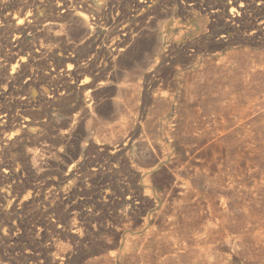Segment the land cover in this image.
Wrapping results in <instances>:
<instances>
[{
	"label": "rangeland",
	"instance_id": "1",
	"mask_svg": "<svg viewBox=\"0 0 264 264\" xmlns=\"http://www.w3.org/2000/svg\"><path fill=\"white\" fill-rule=\"evenodd\" d=\"M258 4L0 0V264H93L114 230L173 207L213 211L247 249L234 263H264Z\"/></svg>",
	"mask_w": 264,
	"mask_h": 264
},
{
	"label": "bare ground",
	"instance_id": "2",
	"mask_svg": "<svg viewBox=\"0 0 264 264\" xmlns=\"http://www.w3.org/2000/svg\"><path fill=\"white\" fill-rule=\"evenodd\" d=\"M35 1V0H34ZM245 1V0H244ZM260 5L264 0H253ZM57 2V1H56ZM77 2V1H76ZM59 6L60 3L58 2ZM64 4V3H63ZM105 4V3H104ZM103 4V5H104ZM258 4V5H259ZM87 5V4H86ZM85 5V6H86ZM62 6V4H61ZM45 7V6H44ZM248 7V6H247ZM236 8V7H235ZM234 8V9H235ZM242 9H238L237 12ZM37 11V10H36ZM125 12V11H124ZM110 13V12H109ZM134 13V12H133ZM111 14V13H110ZM69 15V14H68ZM87 15V14H86ZM98 15V14H97ZM152 15V14H151ZM108 17V16H107ZM20 19V16L17 17ZM80 18V19H79ZM149 18V16H148ZM78 27L84 31L90 29V23L84 16L78 17ZM31 20V19H30ZM60 20V19H59ZM66 21V20H65ZM135 23V22H134ZM142 23V22H141ZM263 23V22H262ZM106 24V23H105ZM131 24V23H130ZM127 25V24H126ZM148 27V26H147ZM233 28V27H232ZM57 29V28H56ZM138 29V28H137ZM134 30V29H133ZM38 31V30H37ZM143 31V30H142ZM14 34V33H13ZM251 34V33H250ZM253 34V33H252ZM119 35V34H118ZM136 36V35H135ZM138 37V36H137ZM64 38V37H63ZM77 38V37H76ZM58 39V38H57ZM135 39V38H134ZM151 39V38H150ZM48 40V39H47ZM82 40V39H81ZM126 41V40H125ZM124 42V41H123ZM44 43V42H43ZM127 43V42H126ZM156 43V42H155ZM71 44V43H70ZM115 45V44H114ZM121 45V44H120ZM29 47V46H28ZM119 48V47H118ZM25 49V48H24ZM142 50V49H141ZM12 52V51H11ZM66 53V52H64ZM121 56V55H120ZM36 57V56H35ZM229 58V57H228ZM120 59V58H119ZM130 60V59H129ZM128 61V60H127ZM229 61V60H228ZM259 62V61H258ZM7 63V62H6ZM119 63V62H118ZM124 66V65H123ZM61 67V66H60ZM68 69V68H67ZM124 69V68H123ZM66 71V70H65ZM95 71V70H94ZM114 71V70H113ZM228 72V71H227ZM104 73V72H103ZM134 73V72H133ZM92 75V74H91ZM37 76V75H36ZM67 77V76H66ZM3 78V77H2ZM36 79V78H35ZM3 80V79H2ZM27 80V79H26ZM41 80V79H40ZM131 80V79H130ZM125 81V79H124ZM83 82V81H82ZM26 84V83H25ZM55 84V83H54ZM77 84V83H76ZM3 85V84H2ZM48 85V84H47ZM59 85V84H58ZM34 86V85H33ZM49 86V85H48ZM66 86V85H65ZM85 86V85H84ZM127 86V85H126ZM32 89V88H31ZM12 90V88H11ZM81 90V89H80ZM88 90V89H87ZM148 90V89H147ZM52 91V90H51ZM54 91V90H53ZM246 92V91H244ZM19 93V92H18ZM56 93V92H55ZM225 93V92H224ZM84 94V93H83ZM106 94V93H105ZM57 95V94H56ZM59 95V94H58ZM257 95V94H256ZM17 96V95H16ZM23 96V95H22ZM253 96V95H252ZM55 97V96H54ZM93 97V96H90ZM48 98V97H47ZM50 98V97H49ZM243 98V97H242ZM129 99V98H128ZM52 100V99H51ZM121 100V99H120ZM49 101V100H48ZM81 101V100H80ZM90 101V100H89ZM245 101V100H244ZM19 102V101H18ZM85 102V100H84ZM223 102V101H222ZM26 103V102H25ZM32 103V102H31ZM47 103V102H46ZM55 103V102H54ZM58 103V102H57ZM112 103V102H111ZM126 103V102H125ZM128 104V103H127ZM252 104V103H251ZM259 104V103H258ZM260 105V104H259ZM4 106V105H3ZM118 106V104H117ZM5 107V106H4ZM89 107V106H88ZM132 107V106H131ZM261 107V106H260ZM120 108V107H119ZM118 108V109H119ZM129 108V107H128ZM136 108V107H135ZM237 108V107H236ZM28 109V108H27ZM79 109V108H78ZM117 109V110H118ZM132 109V108H131ZM261 109V108H260ZM264 109V108H263ZM4 110V109H3ZM29 110V109H28ZM92 110V109H91ZM254 111V110H253ZM6 112V111H5ZM132 112V111H131ZM255 112V111H254ZM10 113V112H9ZM90 113V111H89ZM141 114V113H140ZM262 114V113H261ZM251 115V114H250ZM13 116V115H12ZM90 117V116H89ZM216 117V116H215ZM10 119V118H9ZM228 119V118H227ZM45 120V119H44ZM87 120V119H86ZM221 120V119H220ZM217 121V120H216ZM218 122V121H217ZM221 122V121H220ZM239 122V121H238ZM242 122V121H241ZM82 123V122H81ZM130 125V124H129ZM22 126V125H21ZM203 126V125H202ZM218 126V125H217ZM90 130V129H89ZM94 130V129H93ZM195 130V129H194ZM238 130V129H237ZM123 131V130H122ZM219 131V130H218ZM204 132V131H203ZM87 133V132H86ZM99 133V132H98ZM121 133V132H120ZM146 133V132H145ZM184 133V132H183ZM211 133V132H210ZM223 133V132H222ZM9 134V133H8ZM191 134V133H190ZM217 134V133H216ZM6 135V134H5ZM179 135V134H178ZM67 136V135H66ZM86 136V135H85ZM70 137V136H69ZM75 137V136H74ZM42 138V137H41ZM96 138V137H95ZM256 138V137H255ZM69 139V138H68ZM101 139V138H100ZM49 140V139H48ZM69 141V140H68ZM209 142V141H208ZM150 144V143H149ZM211 145V144H210ZM254 145V144H253ZM75 149V148H74ZM126 149V148H125ZM58 150V149H57ZM75 151V150H74ZM239 151V150H238ZM243 151V150H242ZM216 152V150H215ZM231 152V151H230ZM253 152V151H252ZM255 152V151H254ZM93 153V152H92ZM241 153V152H240ZM89 154V153H88ZM156 154V153H155ZM204 154V153H203ZM43 155V154H42ZM207 155V154H206ZM110 156V155H109ZM114 156V155H113ZM145 156V155H144ZM255 156V155H254ZM116 157V156H115ZM234 157V156H233ZM32 158V157H31ZM53 158V157H52ZM58 158V157H57ZM62 158V157H61ZM179 158V157H178ZM209 158V157H208ZM179 160V159H178ZM51 161V160H50ZM126 161V160H125ZM25 162V161H24ZM231 162V161H230ZM234 162V161H233ZM238 162V161H237ZM49 163V162H48ZM53 163V162H52ZM86 164V163H85ZM103 164V163H102ZM179 164V162H178ZM177 164V165H178ZM205 164V163H204ZM235 164V163H234ZM241 164V163H240ZM239 164V165H240ZM245 164V163H244ZM187 165V164H186ZM206 165V164H205ZM228 165V164H227ZM28 166V165H27ZM85 166V165H84ZM51 167V166H50ZM229 167V166H228ZM244 167V166H243ZM23 168V167H22ZM122 168V167H120ZM203 168V167H202ZM225 168V167H224ZM232 168V167H231ZM238 168V167H237ZM108 169V168H107ZM26 170V169H25ZM216 170V169H215ZM229 170V169H228ZM245 170V169H244ZM81 171V170H80ZM87 171V170H86ZM103 171V170H102ZM195 171V170H194ZM12 172V171H11ZM90 172V171H89ZM98 172V171H97ZM29 173V172H28ZM238 173V172H237ZM94 174V173H92ZM167 174V173H166ZM204 174V173H203ZM115 175V174H114ZM172 175V174H171ZM246 175V174H245ZM264 175V174H263ZM101 176V175H100ZM231 176V175H230ZM39 177V176H38ZM207 177V176H206ZM229 177V176H228ZM234 177V176H233ZM80 178V177H79ZM82 178V177H81ZM146 178V177H145ZM235 178V177H234ZM100 179V178H99ZM188 179V178H187ZM191 180V178H189ZM236 179V178H235ZM186 180L185 190H190L191 182ZM231 180V179H230ZM238 180V179H237ZM249 180V179H248ZM144 181V180H143ZM89 182V181H87ZM121 182V181H120ZM210 182V181H209ZM130 183V182H129ZM194 183V182H192ZM216 183V182H215ZM231 183V182H230ZM235 183V182H234ZM41 184V183H40ZM85 184V183H84ZM90 184V183H89ZM126 184V183H125ZM145 184V183H144ZM203 184V183H202ZM227 184V183H226ZM254 184V183H253ZM49 185V184H48ZM193 185L196 186L194 183ZM204 185V184H203ZM232 185V183H231ZM263 185V184H262ZM229 186V185H228ZM235 186V185H234ZM244 186V185H243ZM183 187V186H182ZM193 187V186H192ZM231 187V186H229ZM84 188V187H83ZM134 188V187H133ZM183 188V190H184ZM195 188V187H194ZM257 188V187H256ZM37 189V188H36ZM129 189V188H128ZM192 189V188H191ZM228 189V188H227ZM235 187L233 188V190ZM137 190V189H136ZM192 191V190H191ZM189 191V192H191ZM213 191V190H212ZM237 191V190H236ZM83 192V191H82ZM185 192V191H184ZM203 192V190H202ZM224 192V191H223ZM261 192V191H260ZM192 193V192H191ZM255 193V192H254ZM177 194V193H176ZM187 194V193H186ZM238 194V193H237ZM120 195V193H119ZM131 195V194H130ZM169 195V194H168ZM228 195V194H227ZM236 195V194H235ZM10 196V195H9ZM65 196V195H64ZM141 196V195H140ZM220 196V195H219ZM218 196V197H219ZM237 196V195H236ZM108 197V196H107ZM233 197V196H232ZM41 198V197H40ZM123 198V197H122ZM229 198V197H228ZM8 199V198H7ZM118 199V198H117ZM223 199V197H222ZM219 199L221 205L228 202ZM79 200V199H78ZM107 201V200H106ZM128 201V200H127ZM165 201V200H164ZM229 201V200H228ZM129 202V201H128ZM127 202V203H128ZM180 202V201H179ZM208 202V201H207ZM214 202V201H213ZM155 203H157L155 201ZM226 203V204H225ZM105 204V203H104ZM130 204V203H129ZM214 204V203H213ZM11 205V204H10ZM96 205V204H95ZM117 205V204H116ZM115 205V206H116ZM208 205V204H207ZM230 205V204H229ZM129 206V205H128ZM154 206V205H153ZM180 206V205H179ZM211 205H209L210 207ZM213 206V205H212ZM258 206V205H257ZM59 207V206H58ZM133 206H131L132 208ZM146 207V206H145ZM170 207V206H169ZM228 207V205H226ZM82 209V208H81ZM137 209V208H136ZM223 209V206L222 208ZM228 209V208H226ZM235 209V208H234ZM111 210V209H110ZM207 210V209H206ZM225 210V209H224ZM262 210V209H261ZM44 211V210H43ZM47 211V210H46ZM177 207L171 209L158 210L154 217L159 219L158 225L154 223L145 225L140 229H135V235L130 236L129 226L123 225L121 233L126 234L117 237L120 230H114L106 237L104 245L91 263L95 264H235L234 258L236 250L241 246V240L235 235L219 231L220 225L217 222L213 211L182 212ZM215 211V210H214ZM229 211V210H228ZM96 212V211H95ZM115 212V211H114ZM113 212V213H114ZM155 212V211H154ZM87 213V212H86ZM225 214V212H223ZM264 213V211H263ZM218 214V213H217ZM223 214V215H224ZM229 214V212H228ZM46 215V214H45ZM49 215V214H48ZM150 215V214H149ZM216 216V217H215ZM228 216V215H227ZM107 217V216H106ZM116 217V216H115ZM125 217V216H124ZM224 217V216H223ZM231 217V216H229ZM228 217V218H229ZM13 218V217H12ZM98 218V217H97ZM126 218V217H125ZM258 218V217H257ZM106 219V218H105ZM93 220V219H92ZM134 220V219H133ZM255 220V219H254ZM85 221V220H84ZM222 221V220H220ZM144 222V221H143ZM158 222V221H157ZM229 222V221H227ZM60 223V222H59ZM109 223V222H108ZM135 223V222H134ZM226 223V222H225ZM259 223V222H258ZM157 224V223H156ZM219 227H218V225ZM223 225V224H222ZM226 225V224H225ZM49 226V225H48ZM119 226V228L121 227ZM229 226V225H228ZM232 226V225H231ZM50 227V226H49ZM118 227V226H117ZM226 227V226H225ZM41 228V227H40ZM39 228V229H40ZM43 228V227H42ZM41 228V229H42ZM48 228V227H47ZM135 228V227H134ZM133 228V229H134ZM221 228V227H220ZM234 228V227H233ZM238 228V227H237ZM67 229V228H66ZM106 229V228H105ZM108 229V228H107ZM113 229V228H112ZM227 229V228H226ZM250 229V228H249ZM9 230V229H8ZM48 230V229H47ZM46 230V232H47ZM50 230V229H49ZM72 230V229H71ZM75 230V229H74ZM224 230V229H223ZM229 230V229H228ZM231 230V229H230ZM236 230V228H235ZM239 230V229H238ZM11 231V230H10ZM54 237L62 234V228H52ZM234 231V230H233ZM237 231V230H236ZM235 231V232H236ZM246 231V230H245ZM254 231V230H253ZM40 232V231H39ZM51 233V232H50ZM78 241H81L82 230L77 228L74 232ZM240 233V231H239ZM238 233V234H239ZM65 234V233H64ZM235 234V233H234ZM247 234V233H246ZM45 235V234H44ZM86 235V234H85ZM15 236V235H14ZM35 236V235H34ZM69 236V235H68ZM238 236V235H237ZM48 237V236H47ZM71 238V237H70ZM52 240V239H51ZM46 241L48 239L46 238ZM19 242V241H18ZM62 242V241H61ZM103 243V241L101 242ZM52 244V243H51ZM246 244V243H245ZM264 244V243H263ZM243 245V244H242ZM249 245V244H248ZM247 245V246H248ZM21 246V245H19ZM246 246V247H247ZM49 247V246H48ZM57 247V246H56ZM252 247V246H251ZM258 247V246H257ZM260 247V246H259ZM245 248V247H244ZM243 248V249H244ZM53 249V248H52ZM98 249V248H97ZM239 249V250H243ZM246 249V248H245ZM251 249V248H250ZM71 250V249H70ZM247 250V249H246ZM244 252V251H243ZM245 253V252H244ZM247 253V252H246ZM245 253V254H246ZM251 253V252H250ZM253 254V253H252ZM250 254V255H252ZM258 254V253H257ZM256 254V255H257ZM262 254V253H261ZM238 255V254H237ZM8 256V255H7ZM48 256V255H47ZM245 256V255H244ZM70 256L64 254H55L51 257V264H66ZM260 257V256H259ZM258 257V258H259ZM45 258V257H44ZM43 258V259H44ZM47 258V257H46ZM45 258V259H46ZM253 258V257H252ZM263 256L261 257V259ZM260 259V260H261ZM264 259V258H263ZM262 259V260H263ZM49 260V259H48ZM256 260V259H255ZM254 260V261H255ZM257 261V260H256ZM49 262V261H48ZM263 262V261H262ZM244 263V262H243ZM259 263V262H256ZM261 263V262H260ZM259 263V264H260ZM264 264V263H262Z\"/></svg>",
	"mask_w": 264,
	"mask_h": 264
}]
</instances>
